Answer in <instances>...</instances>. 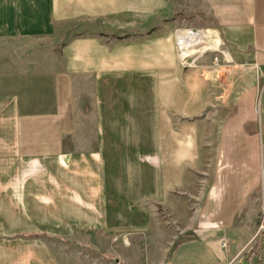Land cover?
<instances>
[{
  "label": "crops",
  "instance_id": "crops-1",
  "mask_svg": "<svg viewBox=\"0 0 264 264\" xmlns=\"http://www.w3.org/2000/svg\"><path fill=\"white\" fill-rule=\"evenodd\" d=\"M195 1L207 27L184 26L171 0H0V38L49 43L28 46L16 59L27 64L26 77L52 84L43 116L72 117L76 87H90V130L71 124L58 132L92 133V160L98 164L118 139L138 149L121 156L140 172L138 187L125 192L129 204L146 229L157 210L174 225L155 264H253L246 245L264 187V0H193L191 10ZM188 28L208 30L210 47L181 62L176 30ZM216 48L230 59L220 61L217 71L227 70L220 78L211 60ZM18 97L0 93V119L19 115ZM96 168L76 177L79 214L84 224L109 229L84 212L86 191L101 186Z\"/></svg>",
  "mask_w": 264,
  "mask_h": 264
},
{
  "label": "rangeland",
  "instance_id": "rangeland-1",
  "mask_svg": "<svg viewBox=\"0 0 264 264\" xmlns=\"http://www.w3.org/2000/svg\"><path fill=\"white\" fill-rule=\"evenodd\" d=\"M171 2L184 26L211 24L198 1L194 10L193 0ZM74 29L68 31V37ZM46 42L41 38H0V93L16 91L20 102L19 115L9 118L4 112L0 119V264H155L163 245L169 246L173 239L174 225L157 210L148 213L154 218L152 227L146 229L143 214L129 204L125 192L133 193L138 187L140 172L136 163L128 166L121 156L125 153L133 158L138 149H127L125 141L118 139L111 143L113 148L105 146L97 164L90 156L98 150L90 143L92 133L58 132L71 124L90 130V87H76L72 117L42 115L53 101L52 84L26 77L27 64L20 65L16 59L26 47ZM214 72L220 78L227 70ZM82 152L91 162L89 167L82 162ZM94 167L101 186L86 191L89 208L84 212L103 225L113 224L109 229L84 224L79 214L84 203L75 193L80 183L77 178L84 173L90 176ZM249 205L247 201L246 207ZM258 211L256 233L246 250L253 253V264H264V231L259 227L264 224V187Z\"/></svg>",
  "mask_w": 264,
  "mask_h": 264
},
{
  "label": "built area",
  "instance_id": "built-area-1",
  "mask_svg": "<svg viewBox=\"0 0 264 264\" xmlns=\"http://www.w3.org/2000/svg\"><path fill=\"white\" fill-rule=\"evenodd\" d=\"M189 35L192 39L187 37ZM209 31L203 30L202 28H193L186 29L184 31L179 32L176 30V41H177V54L180 58L181 62H191L194 61L197 55L200 53L207 51L210 47L208 43ZM183 38H188V41H183ZM211 60L213 62V68L215 70H219L220 61L227 63L230 59L226 55L224 50H218L216 48L215 52L211 56ZM264 173V169L262 170ZM259 227H262V231H264V224L260 223ZM264 236V232H262ZM220 246L225 248L226 241L221 240Z\"/></svg>",
  "mask_w": 264,
  "mask_h": 264
},
{
  "label": "bare ground",
  "instance_id": "bare-ground-1",
  "mask_svg": "<svg viewBox=\"0 0 264 264\" xmlns=\"http://www.w3.org/2000/svg\"><path fill=\"white\" fill-rule=\"evenodd\" d=\"M193 37V36H192ZM192 37L190 39H192ZM187 41H188V38H187Z\"/></svg>",
  "mask_w": 264,
  "mask_h": 264
}]
</instances>
